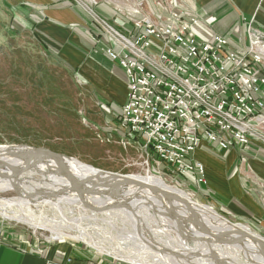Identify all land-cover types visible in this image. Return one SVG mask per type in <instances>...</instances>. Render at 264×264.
<instances>
[{"label": "rangeland", "instance_id": "1", "mask_svg": "<svg viewBox=\"0 0 264 264\" xmlns=\"http://www.w3.org/2000/svg\"><path fill=\"white\" fill-rule=\"evenodd\" d=\"M88 1L91 2L80 0L91 10L98 2L95 0L94 5ZM152 1L148 0L149 3ZM142 2L136 7L144 5L145 0ZM112 5L119 9L123 7V3ZM6 10L3 0H0V146L46 149L70 158L65 161L79 162L95 170L116 175L148 173L161 177L167 185L185 192L193 201L211 207L232 225L246 226L256 236L264 239V226H255L251 221L220 212L214 198L209 197L207 184L201 185L193 177L176 175L171 169L158 163L139 140L116 131L115 123L120 106L117 101L106 97L101 86L95 84L97 80H94L93 69L86 67L81 71L76 68L65 54L61 57L46 45L32 26L24 22L18 23ZM2 12L6 15H2ZM122 16L130 25L136 19L134 15ZM114 29L118 31L117 28ZM96 61L99 64L105 62L98 58L93 62ZM260 144L264 146V143ZM239 148L234 173L247 182L241 181L245 185L246 194L258 199L259 193L264 194V180L253 172V165L247 155L252 150L251 145ZM29 177L35 181L41 180V176L34 173ZM1 182L0 185L6 183ZM23 182L25 193H32L31 187L50 189L45 184L32 183L29 186L26 185L27 180ZM259 200L264 207V195H259ZM39 202H23L14 191L0 190V221L17 229L36 232L48 240H51L52 233L41 226L66 228L69 234L64 233L62 236L65 242L85 247L90 254L97 255L102 260L109 259L112 264H128L113 256L98 254L84 240L76 238V227H80L87 229L95 242L103 240L102 233L94 227L96 225L90 219L81 217L92 214L98 220H103L111 210L95 213L80 203L70 206L60 203L55 206L53 203ZM105 229V233L111 232L109 228ZM167 232L170 233L169 230ZM170 235L184 241L186 246H192L193 241L189 243L191 234L172 232Z\"/></svg>", "mask_w": 264, "mask_h": 264}, {"label": "built area", "instance_id": "2", "mask_svg": "<svg viewBox=\"0 0 264 264\" xmlns=\"http://www.w3.org/2000/svg\"><path fill=\"white\" fill-rule=\"evenodd\" d=\"M152 3L160 12L133 19L125 35L81 4L98 24L95 36L107 37L99 53L123 73L116 131L176 175L205 185L204 167L193 159L198 149L264 143V30L248 25V43L233 49L219 35L198 39L200 19L174 11L170 0Z\"/></svg>", "mask_w": 264, "mask_h": 264}, {"label": "crops", "instance_id": "3", "mask_svg": "<svg viewBox=\"0 0 264 264\" xmlns=\"http://www.w3.org/2000/svg\"><path fill=\"white\" fill-rule=\"evenodd\" d=\"M79 1L3 0V4L14 20L32 26L46 45L61 57L65 54L76 68L81 71L92 68L94 80H97L95 84L101 86L106 97L121 106L126 98L123 73L99 53L103 43L107 44V37L95 36L99 30L98 24ZM142 1L98 0L92 11L99 19L125 35L131 25L122 15H134L137 19L145 13L153 15L160 12L148 0L137 8L136 5ZM112 3H123V7L120 10ZM171 4L174 11L200 19L194 28L195 36L200 40L208 41L214 35H219L226 38L233 49H239L248 43L245 38L248 25L264 30V0H172ZM94 36L99 43H103L96 44ZM93 58L105 62L94 63ZM239 147L233 143L227 151H222L206 145L194 153L193 159L202 163L209 197L214 198L220 212L251 221L255 226H264V207L259 200V195L264 194L259 193L258 199L246 194L245 185L241 183L244 180L234 173ZM251 149L247 155L253 165V172L264 180V146L260 141H253ZM66 259L71 260L69 264H112L109 259L102 260L90 254L85 247L65 242L63 238L51 237L48 240L36 232L17 229L0 221V264H45L49 261L64 264Z\"/></svg>", "mask_w": 264, "mask_h": 264}, {"label": "bare ground", "instance_id": "4", "mask_svg": "<svg viewBox=\"0 0 264 264\" xmlns=\"http://www.w3.org/2000/svg\"><path fill=\"white\" fill-rule=\"evenodd\" d=\"M37 155V151L32 148L0 146V159L12 166L31 163ZM64 166L77 176L76 180L82 183V188L90 192L83 196L88 205L103 207L128 203L133 208V212L111 210L103 220H98L92 214L81 217L90 219L104 238L95 242L87 229L80 227H76V238L84 240L98 254L113 256L128 264H264V244L260 246L245 236L247 234L259 238L248 227L232 225L211 207L195 202L185 192L167 185L161 177L148 173L130 176L144 183L145 187L118 188L92 178L100 177L113 184L122 181V178L115 177L116 174L101 172L79 162L64 160ZM1 170L11 172L6 168ZM61 170V164L53 157H43L39 162L38 173L57 187L49 190L58 194H48L47 202L55 206L60 203L76 205L79 202L74 194L64 195L59 190L61 184L68 183L62 178ZM20 185L6 182L0 185V190L19 189ZM19 216L23 217L21 214ZM41 228L49 230L52 239L63 238L64 233L69 234L66 228L53 229L47 225ZM104 228H109L111 232L105 233ZM167 230L170 233L191 234L189 243L193 241L192 246H186L184 241L171 236L173 234L170 235ZM259 239L264 242V239Z\"/></svg>", "mask_w": 264, "mask_h": 264}, {"label": "water", "instance_id": "5", "mask_svg": "<svg viewBox=\"0 0 264 264\" xmlns=\"http://www.w3.org/2000/svg\"><path fill=\"white\" fill-rule=\"evenodd\" d=\"M5 147H11V146H5ZM32 149H34V151H37L38 153L36 159L33 162L28 163L23 166L8 165L5 161L0 159V182L3 181V182H13L16 184H21L19 186V189L14 188L12 189V191H14L15 194L18 196V198L21 199L23 202L34 203V201H40V202L47 203L48 194H52L53 196H56L58 194V192L56 191H51L52 193L49 192L50 189L55 190L57 189V187L55 188V184L52 183L51 181L42 178L43 176L37 171L39 168V162L43 159V157H53L59 162V164H61L62 178L67 180L68 182L67 185L61 184L59 186V190L63 192L64 195L67 193L74 194L77 197V202H79L87 210H90L91 212H95V213H104L109 210H122V209L133 212V208L128 203H123V204L120 203L114 206L108 205V206H103V207H95V206L88 205L87 203H85L83 196L90 194V192L85 191L82 188V183L77 182L76 180L77 176L69 172L68 169L64 166V160L70 159V158H66L63 155L54 153L46 149H41V148H32ZM3 168H6V170H9L11 172L6 173L5 171L1 170ZM32 173L41 176V180L35 181L31 177H29V175H31ZM115 177L122 178V181L111 184L100 177L98 178L92 177V178H95L101 183L108 185V186H112V187H118V188L132 187V186L133 187L134 186L145 187L144 183H141L135 179H132L130 176H117L116 175ZM90 179L91 177L87 178L88 181H90ZM22 180H27V182H30V183H26V185H29V186H32L31 185L32 183H36L38 185L45 184L50 189H46V188L36 189V188L31 187L32 193H25L23 191V185L25 184V182H23ZM61 192L59 193L62 194ZM245 236L260 246L264 244V242L261 241L259 238H256L254 236H250L247 234H245Z\"/></svg>", "mask_w": 264, "mask_h": 264}]
</instances>
